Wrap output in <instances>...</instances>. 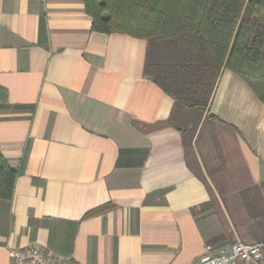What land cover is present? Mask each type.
I'll list each match as a JSON object with an SVG mask.
<instances>
[{
  "label": "crops",
  "instance_id": "1",
  "mask_svg": "<svg viewBox=\"0 0 264 264\" xmlns=\"http://www.w3.org/2000/svg\"><path fill=\"white\" fill-rule=\"evenodd\" d=\"M149 56L159 44L93 31L82 0H0V152L17 171L0 264L26 245L69 264H192L264 240V104L222 68L185 153Z\"/></svg>",
  "mask_w": 264,
  "mask_h": 264
},
{
  "label": "trees",
  "instance_id": "2",
  "mask_svg": "<svg viewBox=\"0 0 264 264\" xmlns=\"http://www.w3.org/2000/svg\"><path fill=\"white\" fill-rule=\"evenodd\" d=\"M82 2L93 31L159 44L163 56H149L144 73L173 98L164 123L179 130L185 153L192 152L222 68L243 79L264 104V0ZM16 175L0 152L1 199H11ZM257 188L264 190V181Z\"/></svg>",
  "mask_w": 264,
  "mask_h": 264
},
{
  "label": "built area",
  "instance_id": "3",
  "mask_svg": "<svg viewBox=\"0 0 264 264\" xmlns=\"http://www.w3.org/2000/svg\"><path fill=\"white\" fill-rule=\"evenodd\" d=\"M264 240L254 243L234 241L227 247L212 249L206 245L192 264H259L263 259ZM10 264H69L53 251L26 245L8 249Z\"/></svg>",
  "mask_w": 264,
  "mask_h": 264
}]
</instances>
